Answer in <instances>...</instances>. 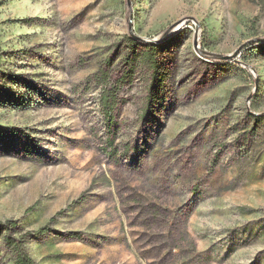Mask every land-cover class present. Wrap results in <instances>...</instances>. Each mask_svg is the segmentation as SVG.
<instances>
[{"label":"rangeland","instance_id":"obj_1","mask_svg":"<svg viewBox=\"0 0 264 264\" xmlns=\"http://www.w3.org/2000/svg\"><path fill=\"white\" fill-rule=\"evenodd\" d=\"M147 45L161 98L139 68L109 134ZM8 221L36 264H264V0H0Z\"/></svg>","mask_w":264,"mask_h":264},{"label":"trees","instance_id":"obj_2","mask_svg":"<svg viewBox=\"0 0 264 264\" xmlns=\"http://www.w3.org/2000/svg\"><path fill=\"white\" fill-rule=\"evenodd\" d=\"M131 44L138 46L135 41H130ZM157 48L153 45H147L139 54L133 52V54L126 56L119 66L118 72L121 73L122 77L117 80L114 84L110 81L109 74L114 69L113 62L109 59L102 67L100 76L98 77V82L105 85V90L101 96V106L102 113L104 116V121L108 125L109 134L114 130L115 118L114 111L116 110L119 102V87L126 83L128 78H132L135 71L139 68L148 67L151 71V86L149 88V99L147 106L150 109L151 103L160 100L163 90L164 81L166 79V74L161 70L160 64L157 60ZM107 68V69H105ZM123 68V69H122ZM104 69V70H103ZM111 152L116 155V148L114 142H108ZM18 227V224L14 221H8L5 223L0 222V231H6L4 236V242L6 247L14 255V264H36L33 259L29 256L25 247V237L17 238L12 231ZM48 229H41L36 236L44 235Z\"/></svg>","mask_w":264,"mask_h":264},{"label":"water","instance_id":"obj_3","mask_svg":"<svg viewBox=\"0 0 264 264\" xmlns=\"http://www.w3.org/2000/svg\"><path fill=\"white\" fill-rule=\"evenodd\" d=\"M136 39H138V38H136ZM259 41H263V40H259ZM225 59H228V58H225Z\"/></svg>","mask_w":264,"mask_h":264}]
</instances>
